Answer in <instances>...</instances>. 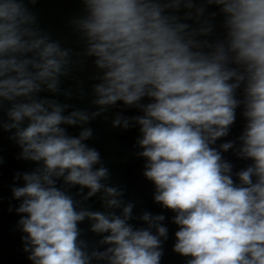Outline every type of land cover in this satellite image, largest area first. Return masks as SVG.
Returning a JSON list of instances; mask_svg holds the SVG:
<instances>
[{
	"label": "clouds",
	"instance_id": "obj_1",
	"mask_svg": "<svg viewBox=\"0 0 264 264\" xmlns=\"http://www.w3.org/2000/svg\"><path fill=\"white\" fill-rule=\"evenodd\" d=\"M38 2L0 0V129L12 132L18 159L36 164L17 173L24 183L12 188L23 198L17 226L28 260L161 264L166 217H134L124 190L102 182L110 171L87 143L94 132L86 125L119 102L112 127L138 126L143 176L154 201L174 213L173 252L184 264H264V0H78L69 25L82 52L39 26L28 6ZM89 59L94 110L59 102L88 95L62 83ZM129 109L140 114L124 116ZM238 109L240 135L215 147ZM229 150L247 162L238 171L222 155ZM101 192L106 211L84 206ZM85 220L103 250L81 239Z\"/></svg>",
	"mask_w": 264,
	"mask_h": 264
},
{
	"label": "water",
	"instance_id": "obj_2",
	"mask_svg": "<svg viewBox=\"0 0 264 264\" xmlns=\"http://www.w3.org/2000/svg\"><path fill=\"white\" fill-rule=\"evenodd\" d=\"M39 18V26L52 33L53 39L59 40L64 47L73 49L74 52H82V42L78 35L73 32L69 25L70 19L80 14L82 5L78 0H39L33 7L28 5ZM210 8L209 11H215ZM91 60H87L82 67H78L70 78L64 79L62 88L76 89L77 84L88 93V95L80 99L78 94L73 95L72 99L66 100L64 96L55 97L61 103H68L77 108H88L94 110L90 101L92 99L91 85L95 81L89 80V76L94 74ZM41 96H51V93H41ZM123 109L122 103L118 102L116 107L110 108L109 111L100 117L92 120L87 127H91L94 132L92 139L87 141L90 146L97 148L101 153L102 160L110 171L111 179L102 181L109 186H118L124 190L121 199L127 203H134L133 216L139 217L143 212H149L153 215L163 214L166 219L162 222L168 228V239L164 242V255L161 264H184L185 257L173 252L175 243V231L177 226L172 223L174 213L164 209L153 199L154 185L146 180L143 176L145 160L135 155L140 151L136 147V140L139 136L138 126L125 131L122 128H113L112 119L114 115ZM140 113L135 109L124 110V116H135ZM3 114L0 113V116ZM107 116V119H105ZM3 119H7L6 116ZM244 121L240 115V109L237 110V120L231 128L230 134L220 138L215 147L219 148L221 143L229 140H235L243 129ZM80 129L78 127H68L70 135H78ZM12 132L0 129V156L3 157V164L0 165V264H32L28 260L29 253L23 251V241L21 237L26 235L18 228L17 224L22 215L16 212L22 199L17 200L13 197L12 188L23 186L22 179H15L17 173L31 172L35 169L34 162L18 159L20 148L14 140L9 137ZM223 157L233 163L234 172L243 168L246 161L239 160L233 155V151L229 150L222 153ZM99 165H97L98 167ZM58 186L63 185V181L57 182ZM72 193L79 191V186L70 190ZM88 189H84V195ZM103 192L97 193L85 202V207L94 211H106L101 196ZM80 199V197H76ZM11 207V211L9 208ZM117 214L120 209H115ZM90 221L85 220L79 224L83 230L81 239L88 241L90 245L103 250L106 246L99 245L97 242L102 238L101 235L92 233ZM135 227H147V225L139 219L129 221ZM153 231H155L153 229ZM163 240V238H161ZM93 264H106L104 261H93Z\"/></svg>",
	"mask_w": 264,
	"mask_h": 264
}]
</instances>
